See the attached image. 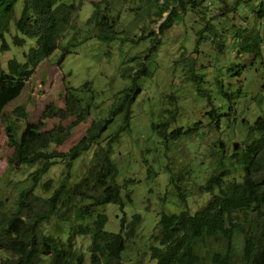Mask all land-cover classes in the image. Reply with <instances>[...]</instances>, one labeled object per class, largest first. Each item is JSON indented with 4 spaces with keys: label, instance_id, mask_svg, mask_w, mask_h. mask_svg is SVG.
<instances>
[{
    "label": "trees",
    "instance_id": "1",
    "mask_svg": "<svg viewBox=\"0 0 264 264\" xmlns=\"http://www.w3.org/2000/svg\"><path fill=\"white\" fill-rule=\"evenodd\" d=\"M17 1L0 0L1 51L9 49L4 34L9 31ZM20 1L21 11L14 21V28L19 35L12 37V45L22 47L25 38L34 39L35 45L24 55L23 62L10 59L6 63L5 71L0 68V120L3 124L6 146L11 149L9 161L29 171L24 175L29 176L30 186L20 191L16 198V207L11 213L0 214V264H42L44 261L48 264H83L84 257L76 247L77 238L89 240L88 252L91 264H134L133 262L136 261L127 262L124 253L128 242L135 237L142 219L140 214L134 213L126 220L128 216L124 208L132 203L128 190L131 179L127 177L120 182L123 177L114 158L116 147L112 144L117 142L122 132L131 130L130 105L134 97L129 98L127 104L119 103L115 111H112V108L105 118H95L67 152L60 154L55 150L49 152L50 146L64 144L70 137L71 130L89 116L91 104L85 103L86 106L80 108L76 89L66 88L64 108L59 109L54 104L47 105L35 123L27 121L24 106L16 107L9 115L4 114L3 111L9 102L18 97L24 83L33 73V68L58 47V39L67 29L70 17L77 10V6L62 3L60 0ZM169 1L173 6L177 0ZM102 2L108 5L107 0ZM170 2L164 0L162 8L169 10ZM240 2L243 0H235V6ZM258 5L264 6V0H259ZM99 6V3H94L96 9L89 19V23L92 24L94 21L95 26L92 38L103 42L115 40L118 36L113 32V21H109L105 16L108 12L99 13ZM170 11L168 21L174 15L178 17L175 7L170 8ZM160 14L155 13L156 16ZM222 14L221 11L220 15ZM206 29L208 24L202 30ZM92 38L86 36L81 42ZM234 39L239 44L236 51L239 56L251 54L255 57L259 56L260 37L256 40L243 30L236 33ZM219 47L220 52L223 53V45ZM152 50H155L154 45L151 46L149 55ZM239 50L244 52L241 53ZM137 59L140 61H137L136 66H126L127 68L121 71V77L127 78L130 82V88L125 90V95H128V92L133 96L136 95L139 77L152 75L141 66L143 56L129 59V64L132 65ZM234 67L242 68L245 65L241 63ZM193 70V68L189 70L187 80L196 88L199 100H195V104L201 107L199 111H203L202 115L207 117L208 124H211L219 134V137L212 141L209 154L207 149L205 151L207 165L204 171L195 169L193 172L196 174L194 178L205 174L204 178H200V183H197V191L208 195V198L201 208L198 207L191 212L187 201L196 194L192 192V185L188 183V186H184V178L174 174L165 165L166 184L175 189L177 207L180 210L176 214L162 212L159 215L157 231L150 235V243L146 247L148 249L143 253L147 254L149 262L154 264H205L204 260L207 258L210 264H233L237 250L233 241L236 236H241L243 247L235 264H264V112L253 121L236 112L232 116L233 93L224 91L221 80L212 79L219 100L215 103V97L212 96L210 89L202 87L208 83L205 75ZM84 89H88L86 84L80 88V90ZM168 98L172 100H169L165 113L161 114L164 104H160V113L148 119L149 132L156 144L154 151L163 155L169 151L171 145L182 141L193 146L192 139L200 140V135L203 133L200 122H194L185 129L174 127L181 115L182 101L175 99L172 94ZM220 99H222L221 104ZM122 105L123 107L127 105L121 120L122 125L111 134L112 136H107L104 148L99 145L102 140L101 134L108 128L106 125L109 123L111 125L115 116L121 113L119 111L124 109ZM224 108L229 110L225 111ZM70 114L76 118L67 127L56 125L45 129L47 120L53 118L64 120ZM19 125H23L24 128L18 135ZM229 130L233 131L232 135L229 134ZM224 136L227 140L231 137L237 138L243 148L233 149L228 154L226 152L228 144L223 142ZM92 147L96 148L88 168L81 175L76 176L75 170L70 171L71 167ZM62 161L68 171L64 181L55 188L50 181L43 183L42 188L46 192L52 191L46 200L45 210L32 219L25 212L28 210L26 207L29 198L34 197L33 190L38 187L39 182L51 168ZM9 167L15 169L12 164ZM146 170L147 177L158 176L157 171L150 166H146ZM190 170L187 173L192 174ZM71 173L73 176H70ZM2 205L3 203L0 202V207ZM112 205L122 213L117 232L105 229L108 219L99 211L102 207ZM49 220L53 222L57 220L62 226L61 230L57 228L54 232L43 233L39 227L49 223ZM212 243L219 245L220 248L216 245L217 250L208 254L207 258H203L201 252Z\"/></svg>",
    "mask_w": 264,
    "mask_h": 264
},
{
    "label": "rangeland",
    "instance_id": "2",
    "mask_svg": "<svg viewBox=\"0 0 264 264\" xmlns=\"http://www.w3.org/2000/svg\"><path fill=\"white\" fill-rule=\"evenodd\" d=\"M107 1L108 5L102 0H60L65 4H74L77 10L70 17L67 29L58 39V47L33 68V73L24 83L22 91L17 98L4 107L3 113L9 115L16 107L24 106L27 121L35 123L47 105L54 104L59 109L64 108L66 88L76 89V97L80 100L79 107L84 108L85 103L91 104L89 116L71 130V135L64 144L49 147V152L55 150L60 154L67 152L78 141L95 118H105L112 108V111H115L119 103L127 104L130 101L129 98L134 97L131 100L133 104L130 105L131 130L122 132L117 142L112 143L116 147L114 158L123 177L120 182L127 177L131 179L128 190L132 203L124 208L128 216L126 220L134 213L140 214L142 219L135 237L128 242L124 256L127 262L136 261L133 262L134 264H154L149 262L148 255L143 252L148 249L146 247L149 246L150 235L157 231L159 215L162 212L176 214L180 210L177 207L178 199L175 196V189L166 184L165 165L174 174L184 178V186H188V183L192 185L194 189L192 192L196 194L187 201L191 212L198 207L201 208L208 198V195L197 191V183H200V178H204L205 174L194 178L196 174L193 172L195 169L204 171L207 165L205 151L207 149L209 154L212 141L218 138L219 134L211 124H208L207 117L202 115L203 111H199L201 107L195 104L198 97L196 88L187 80L189 70L193 68V72L205 75L208 83L202 87L210 89L212 96L215 97V103L219 100L212 79L223 82L224 91L233 93L232 116L236 112L252 121L262 116L264 112V6L258 5L259 0H243L236 6L235 0H177L171 6L172 2L168 0L170 8L175 7L178 12V17L170 16L168 21L171 11L170 8L169 10L162 8L164 0ZM94 3L100 4L98 8L100 14L108 12L105 16L109 21H113V32L118 36L115 40L103 42L92 38L95 26L94 21L92 24L89 23V19L96 9ZM21 6L22 3L18 0L14 7V17L10 22L9 31L4 34V40L8 43L9 49L0 50V68L3 71L6 70V63L10 59L23 62L24 55L35 45V40L29 38H25V44L22 47L12 45V37L19 35L14 28V21L20 14ZM184 11L186 13H183ZM221 11L222 15H220ZM155 13L161 14L156 16ZM207 24L208 29L202 30ZM243 30L256 40L260 37L259 56L255 57L252 54L239 56L236 53L239 44L234 36ZM152 32L154 34H151ZM86 36L92 39L81 42ZM71 43L74 45L70 46ZM152 45L155 50H152L149 55ZM220 45L224 47H222L223 53L220 52ZM135 56H143L141 66L152 75L139 77L136 95L133 96L130 92L125 95V90L130 88V82L127 78H122L120 74L127 68L126 66L137 65L139 59L132 65L129 64V59ZM241 63L245 67H234ZM84 84L88 86V89L80 90ZM171 94L175 99L182 101L180 102L181 115L174 127L185 129L194 122H200L203 133L200 135V140L192 139L193 146L182 141L171 145L169 151L163 155L161 152L154 151L156 144L149 132L148 119L160 113V104H164L161 114L165 113L170 100L168 96ZM221 102L222 99L220 104ZM123 105L124 109L119 111L121 113L115 116L111 125L110 123L106 125L108 128L101 134L102 140L99 145L104 148L107 136H112L111 134L122 125L121 120L127 106L123 107ZM224 109L229 110V108ZM75 118L70 114L64 120L49 119L45 122V129L56 125L65 128ZM17 127L19 135L24 126ZM232 132L229 130L230 135ZM223 142L228 144L226 148L228 154L233 150L234 143L238 145L237 150L243 148L237 138L231 137L227 140L224 136ZM102 147L100 148L103 149ZM95 148L92 147L88 153L81 155L70 171L75 170L76 176L81 175L88 168ZM10 155L11 149L6 146V137L0 120V202L3 203L0 214L11 213L16 207L15 202L20 191L30 186V178L27 176L29 171L10 162ZM10 164L15 167L14 170L9 167ZM146 166L157 171L158 176L147 177ZM190 169L192 174L187 173ZM25 172L26 175H24ZM67 172L63 161L52 167L39 182L38 187L33 190L34 197L29 198L26 207L28 210L25 214L33 219L35 215L45 210L46 200L52 190L46 192L42 188L43 183L50 181L55 188L64 181ZM70 176H73L72 173ZM99 211L107 216L108 223L105 229L117 232L122 213L113 205L102 207ZM39 228L43 233H50L57 228L61 230L62 226L57 220L54 222L49 220V223H44ZM233 243L238 250L235 252L236 259L233 263L235 264L239 260V251L243 247L242 237L236 236ZM216 245L215 243L207 245L201 252L203 258L215 252ZM76 247L81 248L79 252L84 257L83 264H91L88 252L89 240L77 238ZM204 261L205 264H210L208 258ZM42 264L48 263L44 261Z\"/></svg>",
    "mask_w": 264,
    "mask_h": 264
},
{
    "label": "water",
    "instance_id": "3",
    "mask_svg": "<svg viewBox=\"0 0 264 264\" xmlns=\"http://www.w3.org/2000/svg\"><path fill=\"white\" fill-rule=\"evenodd\" d=\"M237 147H238V145H237L236 143H234L233 146H232V148H233L234 150H237Z\"/></svg>",
    "mask_w": 264,
    "mask_h": 264
},
{
    "label": "bare ground",
    "instance_id": "4",
    "mask_svg": "<svg viewBox=\"0 0 264 264\" xmlns=\"http://www.w3.org/2000/svg\"><path fill=\"white\" fill-rule=\"evenodd\" d=\"M199 194V193H198ZM203 197V196H202ZM205 200V199H204ZM75 249V248H74ZM77 249V248H76ZM79 249H81V248H79ZM79 249H77V250H79ZM73 251V250H72ZM71 252V251H70Z\"/></svg>",
    "mask_w": 264,
    "mask_h": 264
}]
</instances>
